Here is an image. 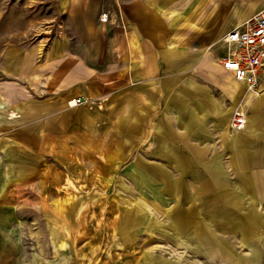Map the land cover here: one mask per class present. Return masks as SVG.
<instances>
[{
    "label": "crops",
    "instance_id": "obj_1",
    "mask_svg": "<svg viewBox=\"0 0 264 264\" xmlns=\"http://www.w3.org/2000/svg\"><path fill=\"white\" fill-rule=\"evenodd\" d=\"M55 4L62 31L41 54L0 52V264L34 259L19 248L16 197L33 193L35 148L56 149L51 163L88 165L86 179L120 167L139 194L167 199L171 242L195 245L192 258L233 259L240 245L264 259V70L248 95L217 62L222 37L264 0ZM210 60L230 78L199 74ZM234 111L240 131L228 127ZM61 176L44 171L43 187Z\"/></svg>",
    "mask_w": 264,
    "mask_h": 264
},
{
    "label": "rangeland",
    "instance_id": "obj_2",
    "mask_svg": "<svg viewBox=\"0 0 264 264\" xmlns=\"http://www.w3.org/2000/svg\"><path fill=\"white\" fill-rule=\"evenodd\" d=\"M63 23L55 0H0V52L37 46L41 54L54 31H62ZM198 73L230 78L212 60ZM239 88L244 91V86ZM55 150L35 148L39 157L33 193L18 190L19 248L23 257L31 252L34 257L23 258L19 264H264V259L247 258L248 249L240 245H235L233 259L192 258L195 245L181 242L184 238L176 243L174 237L171 242L167 199L147 191L139 194L120 167L112 179H86L92 169L84 163L76 168L70 163H51L58 159ZM52 169L62 174L61 179L46 180L50 186L43 187L41 174ZM71 223L78 230L75 237L70 236ZM151 256L155 260L143 259Z\"/></svg>",
    "mask_w": 264,
    "mask_h": 264
},
{
    "label": "built area",
    "instance_id": "obj_3",
    "mask_svg": "<svg viewBox=\"0 0 264 264\" xmlns=\"http://www.w3.org/2000/svg\"><path fill=\"white\" fill-rule=\"evenodd\" d=\"M99 21L105 22L106 16L101 15ZM221 41L224 53L218 58V64L235 82L243 84L247 90L256 91L264 70V9L226 33ZM81 102L84 101L79 98L73 103ZM244 125V114L234 111L228 121L229 129L240 131Z\"/></svg>",
    "mask_w": 264,
    "mask_h": 264
},
{
    "label": "bare ground",
    "instance_id": "obj_4",
    "mask_svg": "<svg viewBox=\"0 0 264 264\" xmlns=\"http://www.w3.org/2000/svg\"><path fill=\"white\" fill-rule=\"evenodd\" d=\"M248 95H250V94H248Z\"/></svg>",
    "mask_w": 264,
    "mask_h": 264
}]
</instances>
